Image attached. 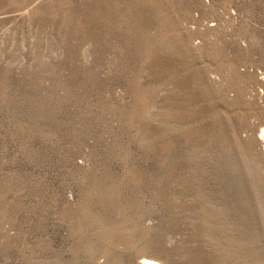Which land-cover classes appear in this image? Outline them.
<instances>
[{
	"label": "rangeland",
	"instance_id": "rangeland-1",
	"mask_svg": "<svg viewBox=\"0 0 264 264\" xmlns=\"http://www.w3.org/2000/svg\"><path fill=\"white\" fill-rule=\"evenodd\" d=\"M264 0H0V264H264Z\"/></svg>",
	"mask_w": 264,
	"mask_h": 264
},
{
	"label": "bare ground",
	"instance_id": "bare-ground-1",
	"mask_svg": "<svg viewBox=\"0 0 264 264\" xmlns=\"http://www.w3.org/2000/svg\"><path fill=\"white\" fill-rule=\"evenodd\" d=\"M261 137L264 140V129L261 130ZM139 264H166L160 259L150 258L146 256H142L140 258Z\"/></svg>",
	"mask_w": 264,
	"mask_h": 264
}]
</instances>
